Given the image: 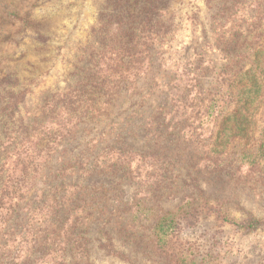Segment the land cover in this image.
<instances>
[{"label":"rangeland","instance_id":"rangeland-1","mask_svg":"<svg viewBox=\"0 0 264 264\" xmlns=\"http://www.w3.org/2000/svg\"><path fill=\"white\" fill-rule=\"evenodd\" d=\"M118 1L0 0V172L2 164L6 165L0 174V188L3 180H8L6 189L0 195V231L4 229L1 225L5 216L11 214V211L10 214L7 211L10 203H15L19 191H24L26 195V192L34 193L35 189L42 187L38 179L42 172L40 169L38 171V165L49 158L52 150L49 145L57 144L54 152L57 155L65 147V155L73 158L83 153L90 139L93 140L102 131L128 128L133 116L135 120L131 129H128L130 131L122 134L125 144L131 150L147 151L158 144L157 140L171 145L176 142L172 136L157 139L154 138L159 131L157 128L146 130L149 123L146 121L151 119L152 114L155 115L154 120L164 121L162 115L171 111L167 101L169 93L166 97L164 90L166 83L170 79H179L183 82L182 87L189 90L194 80L204 88L215 83L213 71L208 69L216 61L221 65L223 57L205 45V37L210 34L209 18L211 12H214L208 8L211 0H167L166 11L154 19L158 26L164 25L162 36L153 46L157 48L156 51L150 50L154 56L142 48L144 55L137 59L138 62L127 67L132 69L128 71L131 75L127 79H120L122 72H116L118 70L115 65L121 62L116 53L103 57L99 55L105 36H100L98 32L104 25L116 34L125 31L128 39H124L127 40L136 34L133 31L135 23L133 25L131 22L132 26L122 24L128 19L129 11L119 9ZM244 1L246 5L254 4L258 8V16L264 21V0ZM254 12L253 9L249 11L251 14ZM199 51L203 55V66L199 71L203 78L196 80L188 76V73L195 62L200 60L194 57ZM142 58L144 61L140 62ZM139 63L141 67H138ZM138 69L140 72L136 73ZM100 78H109L110 82L114 80L116 90L122 94L118 99L119 105L124 106V110L126 106L129 107L130 111L116 113L110 125L97 123L96 119L83 118L85 123L77 129L76 138L72 141L61 140L66 129L79 126L71 122L82 114L77 109L87 99H92L93 103H99L102 99ZM121 88H125L126 92ZM16 99L17 105L11 106ZM157 107H161L163 113H159ZM188 114L191 116L197 113ZM196 117L192 116L193 119ZM256 121L254 138L258 139L264 132V107L257 114ZM172 122L170 120L167 126L163 122L155 126L162 125L161 129L163 126L168 129ZM212 131V127L204 125L201 139L211 137ZM150 134L152 137L147 139ZM254 144L255 141L249 145ZM101 146L104 145H96L97 148ZM240 150L235 144L230 160H234L233 156ZM195 151L187 153L192 157ZM183 156L189 165L193 159L189 161L186 153ZM230 162L225 160L221 168L230 166ZM229 170L231 167L223 171L225 173ZM193 176L197 180V191L194 193L197 204L207 200L210 205H214L221 200L220 205L218 203L219 209L228 210L237 220L249 213L264 220V161H260L251 172L243 171L241 176L248 177L245 180L201 172H194ZM115 182L102 177L82 181L87 188L95 184L106 186L107 197L112 200H116L118 195L114 189ZM136 193L133 186H125V190L121 191L125 199L145 198V194L140 197ZM182 195L177 194L171 201H164V198L155 201L147 215L143 219L138 218L136 230L141 233L140 228H143V231L146 229V233H149L151 228L147 227L155 224L160 208L173 210L180 203ZM177 233L179 241H174L177 255L162 257L147 243L136 241L128 246L117 240L114 242L115 248L123 256L108 254L95 242L89 261L93 264H264V224L254 232L245 233L232 225L223 224L215 215L204 212L200 214L197 225H181ZM21 247L23 243L10 242L9 249L1 250L0 254H7L13 259ZM24 253L20 251V257Z\"/></svg>","mask_w":264,"mask_h":264},{"label":"trees","instance_id":"trees-1","mask_svg":"<svg viewBox=\"0 0 264 264\" xmlns=\"http://www.w3.org/2000/svg\"><path fill=\"white\" fill-rule=\"evenodd\" d=\"M166 2L118 1L119 9L129 11L128 19L122 24L135 23L133 31L136 34L131 35L129 40L125 31L116 34L105 25L99 30L100 36H105L99 55L103 57L116 53L121 60L118 66L115 65L116 72H122L120 79L129 78L131 73L128 71L132 69L127 67L144 55L142 48L154 56L150 50L156 51L157 48L153 46L164 29V25L158 26L154 19L166 11ZM208 8L214 12L209 18L210 34L205 37V45L223 57L221 65L216 61L208 69L213 71L215 83L204 88L192 79L189 90L182 87L183 82L179 79H170L164 90L166 97L169 93L167 101L171 111L162 115L164 121L154 120L153 114L146 121L149 122L146 130L152 127L159 130L154 138L172 136L176 142L165 145L157 140L162 146L154 144L144 152L131 150L122 134L131 129L135 120L133 116L128 128L102 131L95 137L97 139H90L83 153L73 158L65 155V147L57 155L54 154L57 144L49 145L52 148L49 158L46 159L47 156L45 162L38 165V171L40 169L42 172L38 178L42 187L35 189L34 193L26 192V195L24 191H19L15 203L11 202L7 210L9 214L11 211L10 216H5L4 224L1 225L4 229L0 231V251L8 250L10 242L23 243V247L17 249L13 259L7 254H0V264H93L89 257L95 242L106 253L123 256L115 248L114 242L117 240L128 246L136 241L147 243L162 257L177 255L178 249L174 242L179 241L177 230L181 225H197L200 214L204 212L215 215L223 224L232 225L245 233L254 232L263 226L264 220L250 213L243 219L233 218L228 210L219 209L221 200L214 205H210L207 200L197 204L194 194L197 191L194 172L245 180L248 177H242L241 173L253 171L260 161H264V132L258 139L254 138L256 117L264 107V21L258 16V8L251 3L246 5L244 0H211ZM251 9L255 11L252 14L249 13ZM124 32L126 34L122 35ZM194 57L200 60L191 67L188 76L201 79L202 52L199 51ZM97 61L99 64L100 59ZM143 61L142 58L140 62ZM138 67H141L140 63ZM139 72L138 69L136 73ZM94 84L98 85L96 82ZM185 85L188 84L185 82ZM99 87L102 99L99 103L87 99L77 109L82 113L80 118L71 121L79 126L66 129L61 140L75 139L77 129L85 123L83 118L110 125L116 113L130 111L129 107L126 106L124 110V106L119 105L118 99L122 94L116 90L113 79L112 82L109 78L102 79ZM121 89L126 92L125 88ZM17 103L16 99L11 106ZM157 110L163 113L161 107H157ZM132 112L135 114L134 110ZM188 113L197 114L188 116ZM192 116L197 117L193 119ZM170 120H173L171 127L165 129L164 126ZM161 122L163 129L162 125L155 126ZM204 125L212 127L214 134L201 139ZM150 137L151 134L147 139ZM254 141L256 144L249 145ZM97 144L104 146L97 148ZM235 144L241 150L233 156L234 160H230ZM192 150L196 151L191 157L187 152ZM185 153L189 161L193 159L189 165L183 156ZM225 160L232 161V164L221 168ZM5 166L3 163L0 174ZM229 167L231 170L224 173L223 170ZM93 177L117 181L114 184L118 194L116 200L107 197L108 189L104 185L95 184L90 188L83 185L82 181ZM7 183V179L3 180L0 195ZM125 186L135 187L136 195L142 197L145 194V198L125 199L121 195ZM180 193H183L180 203L173 210L160 208L155 224L147 227L151 228L149 233L143 228H140L141 233L136 230L138 218L143 219L155 201L162 198L171 201ZM20 251L25 252L21 257Z\"/></svg>","mask_w":264,"mask_h":264}]
</instances>
